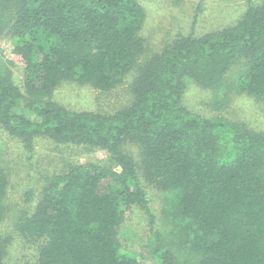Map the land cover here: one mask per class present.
<instances>
[{
  "label": "trees",
  "instance_id": "1",
  "mask_svg": "<svg viewBox=\"0 0 264 264\" xmlns=\"http://www.w3.org/2000/svg\"><path fill=\"white\" fill-rule=\"evenodd\" d=\"M145 16L138 0H0V40L7 30L26 64L21 86L0 49V128L27 150L39 135L107 152L103 164L44 175L14 227L42 241L38 264H142L119 230L127 207L154 223L143 176L165 195L168 220L147 245L158 264H264V132L184 105L189 79L212 90V106L230 88L264 98V1L249 0L222 29L178 33L148 57ZM236 64L245 69L229 76ZM64 80L100 94L125 85L128 101L114 112L70 111L51 99ZM4 151L0 133V223L11 212ZM9 241L0 233V264Z\"/></svg>",
  "mask_w": 264,
  "mask_h": 264
},
{
  "label": "rangeland",
  "instance_id": "2",
  "mask_svg": "<svg viewBox=\"0 0 264 264\" xmlns=\"http://www.w3.org/2000/svg\"><path fill=\"white\" fill-rule=\"evenodd\" d=\"M145 11V21L139 35L145 40L143 57L161 51L166 43L178 33L201 36L232 25L245 13L249 0H138ZM252 2L264 0H251ZM0 49L13 73L16 84L25 81L24 59L14 52V45L7 30L1 35ZM243 65H235L229 76L244 70ZM196 81V80H195ZM198 82L187 81L184 105L205 117L225 116L231 121L243 124L252 130L264 132V98H258L230 88L228 101L220 106H212V90L203 88ZM125 85L115 91L100 94L89 84L64 80L55 89L51 99L70 111H97L99 105L104 111L114 112L123 102ZM1 127V126H0ZM0 133L5 140L2 162L8 172L7 200L10 215L0 223V233L10 238L3 258L4 264H38L41 240H29L14 227L16 217L22 210L34 208L37 196L44 187V175L61 172L76 163H102L107 152L102 148H86L82 144H57L46 136H35L34 147L27 150L18 139H14L4 129ZM125 150L135 160H140L138 146L127 142ZM143 178V179H142ZM141 182L149 199L154 223L149 215L138 206L124 210V222L119 230L122 247L133 252L142 264H158L149 244L152 231L167 221L164 213V193L143 176ZM30 200V201H28ZM152 229V230H151Z\"/></svg>",
  "mask_w": 264,
  "mask_h": 264
}]
</instances>
